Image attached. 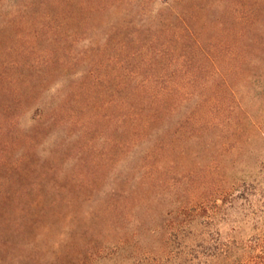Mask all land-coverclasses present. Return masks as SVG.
Returning a JSON list of instances; mask_svg holds the SVG:
<instances>
[{"label": "rangeland", "instance_id": "obj_1", "mask_svg": "<svg viewBox=\"0 0 264 264\" xmlns=\"http://www.w3.org/2000/svg\"><path fill=\"white\" fill-rule=\"evenodd\" d=\"M19 4L0 0V264H145V197L155 215L188 205L264 241V0L196 12L198 41L161 63L174 90L146 142L145 97L115 106L145 78V35L81 60ZM43 104L64 106L58 124L35 122Z\"/></svg>", "mask_w": 264, "mask_h": 264}, {"label": "trees", "instance_id": "obj_2", "mask_svg": "<svg viewBox=\"0 0 264 264\" xmlns=\"http://www.w3.org/2000/svg\"><path fill=\"white\" fill-rule=\"evenodd\" d=\"M207 1L20 0L19 8L24 24L52 27L53 35L65 31L67 40L64 39L62 49L69 54H79L81 60L94 51L103 53L110 45L127 51L129 40L141 44L145 35V78L141 82L140 71H133L129 82L136 86L128 89L127 99L119 96L115 106L123 112L122 115L127 116L126 111L133 106L131 98L137 101L145 97L142 111L145 110L146 142L161 129L166 92L172 95L174 90L173 83L166 92L160 86L165 76L161 63L172 61L171 66H174V54L198 41L200 33L196 31L195 14L200 9L208 8ZM103 24L110 27L106 35L99 38L94 31ZM66 27L71 30L68 31ZM85 39L88 44L81 49L80 43ZM103 40H106L104 45L100 43ZM172 79L171 82H174ZM120 80L117 88L121 91L127 85ZM176 107H171V114L175 113ZM37 109L35 122L43 124L51 118L58 124V116L63 114L64 106L54 109L50 115L44 104ZM135 114L142 115L139 111ZM160 144L155 139L154 146L159 148ZM155 201L145 197V207H149L145 215L149 223L145 227V237L148 238L145 243V264H264V241L245 240L236 229L224 232L217 228L222 221L215 215L195 214L188 205L164 212L156 208L155 215L152 210L156 207Z\"/></svg>", "mask_w": 264, "mask_h": 264}]
</instances>
